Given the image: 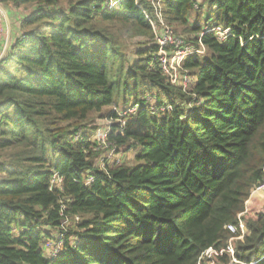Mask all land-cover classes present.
<instances>
[{"label":"trees","instance_id":"trees-1","mask_svg":"<svg viewBox=\"0 0 264 264\" xmlns=\"http://www.w3.org/2000/svg\"><path fill=\"white\" fill-rule=\"evenodd\" d=\"M197 1L160 0L175 38L204 49L184 90L161 71L151 0H0L21 12L0 59V264H197L235 236L264 176V0ZM133 104L109 109L107 140L134 163L97 167L91 113ZM244 219L237 262L215 264H264V204Z\"/></svg>","mask_w":264,"mask_h":264},{"label":"built area","instance_id":"built-area-1","mask_svg":"<svg viewBox=\"0 0 264 264\" xmlns=\"http://www.w3.org/2000/svg\"><path fill=\"white\" fill-rule=\"evenodd\" d=\"M156 2L159 3L158 6L155 4ZM151 4L154 8V12H155L157 18L159 19L160 24H162L161 34L156 35V41L159 45V47H158V55L159 56L158 57H159V65H160L161 71L165 75L168 76V79H169L171 84L178 85L179 87H181L182 89L185 90V89H187V87L191 83L192 78L190 77V75L187 72L181 71L182 62L189 54L203 52V50H204L203 46L201 44V46L199 48H196V47H193L189 43H183L181 40L176 39L174 36L173 30L170 27L166 26V24H164V22L160 18L159 12H157L158 7H160V5H161L160 0H151ZM5 14H6V10L4 9V7L2 6V4L0 2V43L2 42V40L4 38V32H6ZM152 24H153V26L155 25L154 22ZM207 31H213L214 34L220 40H224L227 37L229 29L228 28L221 29L220 27H213ZM168 46H173V48L171 50H168L167 49ZM2 57L3 56H0V59ZM137 107L138 106L136 104H133V105H130L129 107H126L125 109H122V110L117 109L116 107H113L112 109H113V111H116L119 116H124L127 113H133L134 111H136ZM160 109L163 110L164 107H161ZM108 131H109L108 128H105L103 130H100L99 127L97 128L95 135L93 136V139L97 143L96 150L101 151V150L106 149L109 152H111L112 150L115 151L116 148L114 146H112L111 143L108 142V140H107ZM108 158H109V155L104 157L103 164L105 161L108 160ZM53 180L58 182V181H60V178L59 177L57 178L54 175ZM262 191H264V176L262 178V181L254 187L248 201L252 198L251 196L254 195V193L262 192ZM246 213H248L247 206L242 213L238 214L236 223H229L226 226L227 230L230 233L235 235V236H232L228 239L227 246L221 247L220 249H216L214 247L206 248L200 254L198 261H197V264H201V262H202L201 259L203 256H206V258H207L205 264H215L216 257L222 256L225 253L230 254L233 262H237V260L233 256V254H234V252H233V241L237 240V239L242 240L244 235L247 232L246 222L244 219ZM249 215H251V213H249ZM60 244H61V242L59 240L58 241L46 240L42 245V249L44 250L45 254L51 258V257H54L59 252ZM254 263L255 262H251L249 264H254ZM241 264H247V263H241Z\"/></svg>","mask_w":264,"mask_h":264},{"label":"rangeland","instance_id":"rangeland-1","mask_svg":"<svg viewBox=\"0 0 264 264\" xmlns=\"http://www.w3.org/2000/svg\"><path fill=\"white\" fill-rule=\"evenodd\" d=\"M202 0H198V3H201ZM157 6L159 5V3H155ZM161 7V5H160ZM158 7L157 12H159L160 14V18L163 21L162 15H161V8ZM197 7V6H196ZM197 10V9H196ZM207 11V7L204 6L203 10H202V15L201 11H194L191 13L190 15V23L191 24H195V23H202L203 24V19L205 16V12ZM197 13H199L200 16H198L197 18ZM200 18V19H199ZM206 27L204 26L203 29H205ZM7 32H4V38L2 40V44L0 43V56H3L6 52V49L8 47V44L10 42L9 39L6 38ZM193 35H189V34H185L184 37H188V38H192ZM10 38V37H9ZM9 40V42H8ZM130 40H125L123 41V43H127V51H133L136 47L135 42L130 41ZM3 54V55H2ZM111 65H110V69L111 71L109 72V79L110 81L114 82L117 80L115 74L119 73V69H120V60L119 58H117L118 56L116 55L115 51L112 50L111 54ZM115 78V79H114ZM117 98V94L115 95V99ZM118 99V98H117ZM119 101V106H120V99ZM130 104V103H129ZM128 106V105H127ZM126 106V107H127ZM115 107L113 105L109 106V107H104L101 109L100 112H93L90 115V118L92 119V122H89V126H94L97 125L100 130H103L105 128H108V125L110 124V120H109V111L113 110L112 108ZM110 109V110H109ZM119 109V108H117ZM118 149V148H117ZM115 149L112 150L111 152H109L108 150L104 149L100 151L99 157L97 158L96 162V166L99 168H102L103 166L107 165H114V164H122V163H126V164H133L134 163V151L129 149L126 150L125 148H120L119 150ZM107 155H109V158L107 161L104 162L103 164V159L104 157H106ZM262 194V196L260 197L259 195ZM264 191L262 192H256L254 193V195H252L251 199L249 200V203L247 205V211L248 213L253 214L254 212L259 211L260 207L263 206L264 204ZM247 215V213L245 214ZM206 256H203L201 259V264H205L206 263Z\"/></svg>","mask_w":264,"mask_h":264},{"label":"crops","instance_id":"crops-1","mask_svg":"<svg viewBox=\"0 0 264 264\" xmlns=\"http://www.w3.org/2000/svg\"><path fill=\"white\" fill-rule=\"evenodd\" d=\"M6 13L8 16V21H7L8 23L7 22L5 23L6 32H7L6 38L11 40L13 37H16L19 34V28L17 25L21 12L20 10L12 9L9 13L8 12Z\"/></svg>","mask_w":264,"mask_h":264},{"label":"water","instance_id":"water-1","mask_svg":"<svg viewBox=\"0 0 264 264\" xmlns=\"http://www.w3.org/2000/svg\"><path fill=\"white\" fill-rule=\"evenodd\" d=\"M5 21H6V22L8 21L7 13L5 14ZM7 23H8V22H7Z\"/></svg>","mask_w":264,"mask_h":264}]
</instances>
